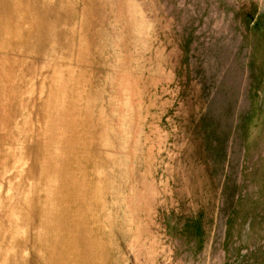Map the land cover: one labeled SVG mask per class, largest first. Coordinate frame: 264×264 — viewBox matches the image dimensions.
Returning a JSON list of instances; mask_svg holds the SVG:
<instances>
[{
  "label": "rangeland",
  "instance_id": "374dc122",
  "mask_svg": "<svg viewBox=\"0 0 264 264\" xmlns=\"http://www.w3.org/2000/svg\"><path fill=\"white\" fill-rule=\"evenodd\" d=\"M0 264H264V0H0Z\"/></svg>",
  "mask_w": 264,
  "mask_h": 264
}]
</instances>
